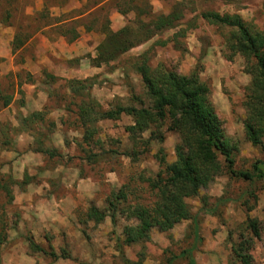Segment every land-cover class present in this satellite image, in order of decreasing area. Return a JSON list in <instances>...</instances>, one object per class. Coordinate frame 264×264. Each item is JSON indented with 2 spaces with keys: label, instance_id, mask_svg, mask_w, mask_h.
<instances>
[{
  "label": "rangeland",
  "instance_id": "374dc122",
  "mask_svg": "<svg viewBox=\"0 0 264 264\" xmlns=\"http://www.w3.org/2000/svg\"><path fill=\"white\" fill-rule=\"evenodd\" d=\"M173 10L182 16L174 29L151 30L153 17ZM206 12L237 15L251 33L264 34V0H0V176L11 195L0 193V264H188L179 255L188 249L194 264H240L231 246H242L250 264H264L263 182L232 177L219 153L221 171L184 200L186 220L167 231L153 227L147 241L125 244L123 229L136 225L126 211L152 206L147 181L162 172L160 157L166 164L175 160L178 135L164 120L131 140V117L122 114L94 124L85 139L77 122L86 95L100 111L149 107L134 67L146 52L151 69L196 73L232 169L252 174L257 160L264 172V135L260 149L243 131L255 61L232 48L237 31L202 20ZM119 30L131 47L101 62L104 35ZM69 81H84V91L74 95ZM36 113L33 122L23 121ZM122 194L125 200L109 211L107 200ZM90 206L106 214L100 223L85 218ZM247 219L255 220L257 237ZM28 239L45 253L31 251ZM62 251L67 259L48 256Z\"/></svg>",
  "mask_w": 264,
  "mask_h": 264
},
{
  "label": "trees",
  "instance_id": "16d2710c",
  "mask_svg": "<svg viewBox=\"0 0 264 264\" xmlns=\"http://www.w3.org/2000/svg\"><path fill=\"white\" fill-rule=\"evenodd\" d=\"M181 14L173 10L167 15H157L150 20L151 30L161 32L174 29L181 19ZM200 18L208 23L231 27L237 31L232 44L235 52L243 56L251 57L255 61L250 70L251 80L246 88L244 106L246 116L243 122L244 136L254 147L263 148L261 141L264 135V34L251 33L237 15H218L210 12L201 13ZM121 30L107 31L103 41L99 44L102 49L108 47L104 53H99L101 62H106L115 55L127 51L131 44L119 38ZM124 32V30H123ZM175 35L173 37V40ZM120 39V40H119ZM98 59V60H99ZM137 62V63H136ZM134 63L135 71L140 77L145 89V94L150 100L149 107H121L115 106L106 111H100L96 102L86 95L81 100L76 112L77 122L83 128L85 139H90L94 134V124L101 120H116L124 114L131 117L132 124L126 128L131 140L144 132L156 127L164 120L168 122V130L178 135L179 143L174 147L175 160L166 164L162 157L159 158L162 172H158L153 179L147 181L149 188L155 193V201L150 208L134 205L126 208L128 217L136 221V225L125 227L124 243L145 242L149 239V231L155 227L159 231H167L179 221L186 220L189 216L188 208L184 200L197 195V189L205 186L220 171V166L215 160V153L223 156L228 173L238 179L251 181L252 178L260 179L264 186V172L262 161L252 164V174L232 169V159L227 144L221 138V126L217 120L213 108L208 100L206 86L200 82L196 73L188 76L178 75L163 68L151 69L147 62L146 52L142 53ZM81 82H68L74 95L85 89ZM75 84V85H73ZM9 97L3 98L2 106L9 103ZM39 114H31L26 124L34 121ZM40 119L39 117L37 120ZM25 127V124H22ZM152 132L149 133L151 137ZM155 138L161 140L159 135ZM52 153V152H51ZM52 156V154H51ZM0 193L10 200L9 183L0 176ZM124 195L111 196L107 200V209L115 212L117 199L124 201ZM106 214L100 212L94 206H90L85 218L93 223H100ZM108 218L111 225L114 224L113 214ZM246 227L254 237L258 236L255 220L247 219ZM197 240V234H194ZM1 241V240H0ZM28 247L31 251L45 253L30 239ZM243 247L231 246L233 259L240 264H250L249 256L243 251ZM192 249L184 250L179 255L187 259L188 264H194L191 257ZM52 260L67 259L68 255L62 251L59 256L52 252L48 254ZM125 264H140L125 261Z\"/></svg>",
  "mask_w": 264,
  "mask_h": 264
},
{
  "label": "crops",
  "instance_id": "0c3cea01",
  "mask_svg": "<svg viewBox=\"0 0 264 264\" xmlns=\"http://www.w3.org/2000/svg\"><path fill=\"white\" fill-rule=\"evenodd\" d=\"M50 49H51V47H50Z\"/></svg>",
  "mask_w": 264,
  "mask_h": 264
}]
</instances>
